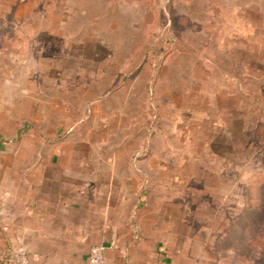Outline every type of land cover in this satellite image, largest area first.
I'll list each match as a JSON object with an SVG mask.
<instances>
[{"label": "rangeland", "instance_id": "rangeland-1", "mask_svg": "<svg viewBox=\"0 0 264 264\" xmlns=\"http://www.w3.org/2000/svg\"><path fill=\"white\" fill-rule=\"evenodd\" d=\"M35 138L125 181L154 264H264V0H0V145Z\"/></svg>", "mask_w": 264, "mask_h": 264}, {"label": "crops", "instance_id": "crops-1", "mask_svg": "<svg viewBox=\"0 0 264 264\" xmlns=\"http://www.w3.org/2000/svg\"><path fill=\"white\" fill-rule=\"evenodd\" d=\"M36 138L0 145L1 249L25 250L29 264H87L89 248L101 244L107 264L156 263L154 249L133 239L126 223L135 194L125 181L76 160L77 147Z\"/></svg>", "mask_w": 264, "mask_h": 264}, {"label": "built area", "instance_id": "built-area-1", "mask_svg": "<svg viewBox=\"0 0 264 264\" xmlns=\"http://www.w3.org/2000/svg\"><path fill=\"white\" fill-rule=\"evenodd\" d=\"M105 251L104 245H92L88 251L87 264H107ZM3 262L4 264H29V257L25 250L8 248L3 257Z\"/></svg>", "mask_w": 264, "mask_h": 264}]
</instances>
